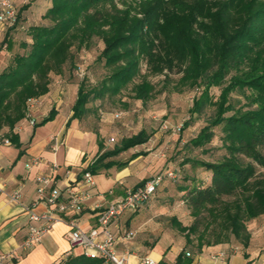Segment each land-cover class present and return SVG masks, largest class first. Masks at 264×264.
<instances>
[{"label":"trees","instance_id":"16d2710c","mask_svg":"<svg viewBox=\"0 0 264 264\" xmlns=\"http://www.w3.org/2000/svg\"><path fill=\"white\" fill-rule=\"evenodd\" d=\"M51 1L43 14V19L51 22L30 25V40L22 43L25 52L15 54L0 73V130L5 126L13 130L27 117L28 100L50 91L52 73L63 74L69 63L77 68L73 46L90 48L96 38L104 44L98 58L110 72L99 85L79 84L68 126L71 120L88 115L90 101L119 93L140 74L143 62L152 73H182L180 84L200 90L193 99L191 116L214 108L190 145L205 146L213 139L214 128L222 126L226 149L217 161L187 159L210 173L204 186H181L188 193L191 213L197 218L206 211L221 228L213 232V241L201 233L199 247L228 242L225 234H232L248 247L251 232L247 221L264 214V171H260L264 169V0H146L137 12L119 8L114 0ZM29 6L19 9L15 23ZM5 41L9 43L7 38ZM216 86L221 87L217 99L211 92ZM154 90L147 79L134 87L135 96L143 101L151 99ZM246 90L250 91L246 95L249 104L255 107L236 109L232 93ZM57 113L56 107L51 108L33 125L34 132ZM188 125L189 121L183 126ZM91 129L98 134L99 152L84 171L93 174L103 168L126 167L143 153L135 152L129 161H120L118 156L147 143L153 134L141 128L106 148L99 130ZM11 139L21 146L19 135L12 134ZM235 194L241 196L224 199ZM173 221L180 231L197 232L196 222L185 226L176 217ZM187 240L190 242L189 235ZM60 264L108 263L79 253Z\"/></svg>","mask_w":264,"mask_h":264},{"label":"crops","instance_id":"0c3cea01","mask_svg":"<svg viewBox=\"0 0 264 264\" xmlns=\"http://www.w3.org/2000/svg\"><path fill=\"white\" fill-rule=\"evenodd\" d=\"M49 6L46 5L45 11ZM24 12L22 27L32 25L31 6ZM16 34L15 29H9V26L0 31V73L18 47L14 36ZM6 38L9 43L5 41ZM29 40L30 38L27 39ZM54 94L51 88L47 94L40 96L42 103L35 107L31 115L40 121L53 106L58 113L53 120L39 126L35 132L27 117L19 121L13 130L7 126L0 130L10 138L12 134L19 135L21 144L16 146L12 139L11 144L0 143V254H12L5 264H60L68 256L81 253V247H73L68 239L71 229L69 220L77 219L84 230L97 226V205H107L116 200L124 195L127 187L144 183L152 176L148 177V174L155 170V165L149 159L151 153L135 148L130 149L132 151L128 158L125 154L129 150L121 153L118 156L120 161H129L135 152L143 154L131 159L126 167L103 168L94 174L96 185L89 189L90 199L77 211L60 213L55 209L54 216L62 219L54 223L34 248L24 249L23 243L30 225L27 208L33 207L38 213L48 211L47 204L38 200L36 176L39 173L54 172V188L67 198V185L71 182L76 188L83 187L82 174L99 152L98 134L93 129L85 128L79 119L71 120L68 126L77 96L70 105L62 104V100L57 99L55 105L50 106L48 99ZM28 127L30 132L26 134ZM34 157L42 160L30 170L27 165ZM68 170L71 172L67 173ZM165 184L166 182L162 186ZM17 190L20 191V199L14 202L10 196ZM167 216L162 194L159 193L138 211L125 213L119 223L112 227L117 234L128 230L135 232L133 239L121 241L117 245L120 253H125L127 249L130 251L126 264H146V257L159 264H264V214L254 218L255 225L249 228L251 240L248 247H244L242 243L231 245L224 242L203 245L201 248L188 244L187 238H182L180 231L174 229V217L187 226L180 215H172L170 224L166 222ZM221 251L227 252L225 258L215 256Z\"/></svg>","mask_w":264,"mask_h":264},{"label":"rangeland","instance_id":"374dc122","mask_svg":"<svg viewBox=\"0 0 264 264\" xmlns=\"http://www.w3.org/2000/svg\"><path fill=\"white\" fill-rule=\"evenodd\" d=\"M145 1L114 0V3L119 8H131L133 12H137ZM14 4L18 10L26 4L31 6L32 25L49 24L51 22L40 16L42 12H45L46 5H52L51 0H14ZM24 16L25 12L21 13L18 22L15 23L14 29L17 34L14 36H16L18 47L10 56L8 64L15 54L25 52L22 43L30 38L27 34L30 25L27 24L22 27L25 21ZM103 47L104 44L99 38L94 40L90 48L78 50L76 46H73L72 53H74V61L77 68H71L69 63L66 65L63 74H51L50 87L55 94L48 99L50 106L55 105L57 99L62 100V104L68 103L70 105L72 99L77 96L78 87L82 81L92 87L99 85L109 74L110 69L98 58ZM140 71V74L119 93L115 95L107 94L103 99L90 101L88 103L90 111L81 120L82 125L85 128H96L99 130L106 148H112L122 137L132 135L141 128H146L153 133L146 144L137 146L135 149L151 153L149 159H151L150 163L155 165V170L149 173L148 177L169 169L175 170L178 174L176 180L167 179L166 184L164 186L161 185L162 187L160 186L161 188L156 194H162V200L169 215L166 218V222L169 223L170 217L177 214L180 215L187 226L194 222L197 223V232L189 233L188 231H180L172 220L174 229L180 231V236L188 238L189 235L190 242L188 244H194V246L199 247V235L201 233H205L206 240L213 241L215 240L213 232H218L221 228L217 223H214L213 218L206 211L197 218L192 215V208L186 199L188 193L182 190L181 186H204L209 183L210 173L200 166H193L192 162L187 161V159L219 160L226 153L222 140L224 135L223 128L222 126H216L213 139L205 146H191L190 139L195 137L201 128L208 123L214 113V108L207 107L201 114L191 116L190 108L193 105V99L200 94V90L180 84L182 73L176 71L152 73L145 62L141 64ZM144 79L149 80L155 87L152 98L147 101L138 99L134 91L135 85ZM226 81L228 82L229 79ZM211 92L214 98L217 99L221 93V87H213ZM249 93V90H246L245 93L240 91L232 93L231 101L236 109L255 107V105L249 104V100L246 97ZM35 107L29 110L31 114L34 113ZM187 121H189V125L184 127L183 125ZM28 132H30L29 127L26 134ZM131 151L129 150L125 154L127 158L130 157ZM260 171H264V169L260 168ZM202 182L204 183L202 184ZM238 196L241 195L225 196L224 199L232 201ZM211 222L213 224L210 225ZM254 225V219L247 221L248 228H252ZM227 235L225 234L223 237L225 240L227 239V243L231 245L241 243L232 234ZM170 236L172 237V234Z\"/></svg>","mask_w":264,"mask_h":264},{"label":"built area","instance_id":"2783aa9c","mask_svg":"<svg viewBox=\"0 0 264 264\" xmlns=\"http://www.w3.org/2000/svg\"><path fill=\"white\" fill-rule=\"evenodd\" d=\"M18 8L14 4V0H0V31L6 26L13 25L18 17ZM40 97L30 98L27 102V118L31 125L36 124V120L29 112L35 105L41 104ZM11 138L4 135L0 131V143L11 144ZM40 157H34L27 165L28 169H32L34 165L41 162ZM56 167V166H55ZM57 168V167H56ZM71 171L68 170L67 173ZM83 187L76 188L71 184L67 185V198H64L61 191L54 188L56 184L55 173H39L36 176L38 200L44 201L48 206L45 213L36 212L33 207H28V215L30 219L29 231L24 240L23 248L30 250L39 244L43 237L52 229L55 222L60 221L62 217L54 216L55 209L60 213L68 210H79L81 205L88 201L91 197L89 189L96 185L94 174L90 171L83 172ZM178 174L175 170L169 169L164 172L152 175L143 184L138 187H127L124 195L107 205H97V226L90 230H84L77 219L69 220L71 227L68 233V239L73 247L79 246L87 257L101 258L106 263L126 264L129 249L125 253H120L117 249L119 242H125L133 239L135 232L132 230L123 231L117 234L112 230L117 225L121 217L127 212L138 211L147 204L156 194L158 187L167 179L176 180ZM2 188L0 187V192ZM11 200L19 201L20 191L17 190L11 194ZM71 254V253H70ZM190 255V252H187ZM12 254H0V264ZM216 257L225 258L226 251H221ZM146 264H159L156 260L146 257Z\"/></svg>","mask_w":264,"mask_h":264}]
</instances>
